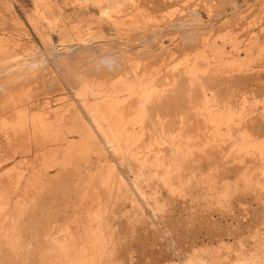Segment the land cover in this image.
Returning <instances> with one entry per match:
<instances>
[{"label":"rangeland","instance_id":"rangeland-1","mask_svg":"<svg viewBox=\"0 0 264 264\" xmlns=\"http://www.w3.org/2000/svg\"><path fill=\"white\" fill-rule=\"evenodd\" d=\"M206 41L208 67L223 61L217 62L218 70L210 67L217 70L210 74L223 82L203 81L205 91L185 85L175 98L165 91L164 104L150 109L154 119L137 142L138 154L129 153L122 161L105 146L83 106L85 100H101L108 81L123 73L90 72L95 58L112 56L127 73L137 72L130 77L160 88L173 82L167 76L177 77L172 65ZM249 42L264 44V0H0V84L5 83L0 86V264H73L85 246L88 264H264V170L257 169L256 158L235 155L227 142L215 141L212 129L191 116L203 112L199 102L204 94L212 103L245 98L253 106L258 101L254 108L261 112L264 63L259 48L254 52L262 61L249 73L257 80L228 66L233 56L243 57ZM90 82L105 90L92 84L94 90ZM100 90L101 95L94 94ZM65 107L81 113L83 121L76 126L87 127L91 145L81 144L83 131L70 134L69 123L56 121L53 112ZM20 113L27 114L28 129L29 118H44L58 140L39 147L31 137L27 144L15 125ZM154 129L170 132L151 140ZM143 147L153 149L144 171L133 158ZM112 175L125 185L121 191L112 193L106 183ZM68 235L76 246L64 253L55 241Z\"/></svg>","mask_w":264,"mask_h":264},{"label":"bare ground","instance_id":"bare-ground-1","mask_svg":"<svg viewBox=\"0 0 264 264\" xmlns=\"http://www.w3.org/2000/svg\"><path fill=\"white\" fill-rule=\"evenodd\" d=\"M219 1V0H217ZM205 3L209 2V0H204ZM228 2V1H227ZM234 4V3H233ZM220 6V5H219ZM210 7V6H208ZM194 13V11H192ZM258 20H255L253 22V24H255V22H257ZM257 24V23H256ZM262 25V24H261ZM258 36V35H257ZM255 37V36H254ZM258 38V37H257ZM228 39V38H227ZM234 40V39H233ZM254 40V39H253ZM208 41H206V43L203 45V46H200L198 48V50H196V52L193 53L192 56L190 55H184L178 62V65L181 66V68H179L180 66L176 65V63L174 65H172V70L177 72V77H175V73L174 75H172L170 77V79L168 78L167 76V80H173V82H170V83H167L165 85H159V87H154L151 83L153 82H150L147 84L148 87L144 86L142 83H141V79L139 80L138 78H132V76L130 77L129 74H134V73H137L135 72L134 70L130 73H127V68H125L123 65L124 63H121V61H116V58L112 57L111 56V60H108L106 59V56L108 55H101V57L99 58H95L94 60V64H93V67L91 68L90 72L92 70L94 71H99V69L101 68H104L106 70H109V71H112L113 74H117L118 73H121V76L120 74L118 75H115L113 77L112 80L108 81L109 83H106L108 84L105 85V81L103 84V80L100 81L102 82L101 84H103V86H107L109 87V90H108V94L107 91H105L104 95L102 96L101 100H94L95 102L94 103H90V102H87L86 100L83 101V106L85 107V110L87 111V116H88V120L89 122H91L93 125H94V128L96 129L95 131H98V133L102 136V138H104V143H105V146L111 151L113 152L115 155L117 156H120L121 160L122 161H125L127 160V155L129 153H137L139 150V145L137 144V142H139V138H142L144 137L145 135H147L146 133L149 132V128L151 126H149L148 122H152L154 118H152V114H149L153 111V108L152 110L150 111L151 107L153 106H160L162 104H164V99L162 101V97L163 95H165V91H169L170 95L172 97H176V94H177V91H181V88L184 87L185 85L189 88V87H198L199 89H202V87L204 88V86L206 84H204L203 81H206V80H215L217 82L219 81H222L224 79H219L218 75H213V74H210L212 73L213 71H215V68H217L218 70V67L216 64L220 63L219 61H222V60H219L217 62H215L216 64L213 63V65L216 67L213 68L214 70L211 71L210 70V67L212 69V66L208 67V63H209V57L208 55L206 54V48L208 46L207 44ZM258 41L255 40V43H257ZM200 43V42H199ZM234 43V42H232ZM250 43V42H249ZM235 45V44H233ZM253 43H250L249 45H245V48L243 49L244 51V55L243 57H239V55L237 56H233L230 60H228V66H231L230 68H232L231 70L234 72V71H237L239 74L240 72L241 73H248L247 77H250V79L252 80H255L256 79V75H254L253 73L251 75H249L250 72H252L253 70H257L255 67V64L257 63L256 61H262L263 60V63H264V44H257L255 47H258L259 48V52H258V56H261L263 57L262 60H258L259 58H257L256 56V53L254 52V46H252ZM225 46V45H224ZM239 48V47H238ZM209 49V48H208ZM233 49V48H232ZM240 49V48H239ZM219 50V49H217ZM206 51V52H205ZM223 50H219L217 51V54L219 55H223V53L221 52ZM233 51V50H232ZM191 52V51H190ZM213 52V51H212ZM224 52L225 49H224ZM257 52V51H256ZM208 53V52H207ZM211 53V52H210ZM239 53V52H238ZM226 54V53H225ZM212 55V54H211ZM215 56V55H214ZM220 57V56H219ZM231 56H229L230 58ZM211 58V57H210ZM224 58V57H222ZM212 59V58H211ZM227 59V58H226ZM209 60V61H208ZM224 60V59H223ZM223 62V61H222ZM207 65H205V64ZM211 63V62H210ZM212 64V63H211ZM205 65V66H204ZM227 66V65H226ZM220 67V65H219ZM262 67V66H261ZM108 68V69H107ZM229 68V69H230ZM227 69V68H225ZM114 70H117L116 72H114ZM216 70V71H217ZM221 70V69H219ZM263 70V69H262ZM120 71V72H119ZM215 71V72H216ZM226 71V70H223V72ZM228 71V70H227ZM240 71V72H239ZM222 72V73H223ZM230 72V71H229ZM260 72V71H258ZM227 73V72H226ZM231 73V72H230ZM112 74V73H111ZM110 74V75H111ZM218 74H219V71H218ZM235 74V73H234ZM139 75V74H137ZM230 75V74H229ZM242 75V74H241ZM245 75V74H244ZM245 75V76H246ZM263 75V74H262ZM108 76V75H107ZM107 76H106V80L107 79ZM120 76V77H119ZM136 76V75H135ZM223 76V75H222ZM243 76V75H242ZM240 76V78L242 77ZM260 76V75H259ZM112 77V76H111ZM138 77V76H137ZM149 77V76H148ZM224 77V76H223ZM228 77V76H225V78ZM235 77V76H234ZM232 77V80L234 81V79L236 77H238L236 75V77L234 78ZM244 77V76H243ZM242 77V78H243ZM104 78V77H103ZM109 78V77H108ZM154 78V77H153ZM162 78V77H161ZM234 78V79H233ZM239 78V77H238ZM259 78V77H257ZM143 80V78H142ZM145 80V79H144ZM151 80V79H150ZM157 80V79H156ZM231 80V79H230ZM239 80V79H238ZM243 80V79H242ZM247 80V78L245 79ZM257 80V79H256ZM51 81V80H50ZM147 81H149L147 79ZM154 81V80H152ZM232 81V82H233ZM236 81V80H235ZM240 81V80H239ZM249 81V80H248ZM99 82V83H100ZM189 82V84H188ZM214 82V81H213ZM89 82H84V84H86ZM91 83V82H90ZM96 82H92L91 83V87H92V84L95 85ZM98 83V82H97ZM221 83V82H220ZM225 84L228 83V80L226 82H224ZM223 83V84H224ZM255 83V82H254ZM3 85L5 83H2ZM0 84V86L2 85ZM10 84V82H9ZM87 84V86H88ZM154 84V83H153ZM204 84V85H203ZM233 84V83H231ZM230 84V85H231ZM251 84V83H250ZM8 85V83H7ZM99 85V84H98ZM98 85H95V86H98ZM156 85H158L156 83ZM155 85V86H156ZM221 84H216L217 87H221L219 86ZM229 85V86H230ZM236 86H238V83L236 84ZM240 85V84H239ZM82 86H84L82 84ZM94 86V88H95ZM101 87V85H99ZM102 86V87H103ZM185 86V87H186ZM226 88H230V87H227L228 84L225 85ZM234 86V85H233ZM250 86V85H249ZM257 86V85H256ZM90 87V85L88 86ZM99 87V88H100ZM101 87V88H102ZM171 87V88H170ZM186 87V88H187ZM214 87V86H213ZM224 87V86H223ZM222 87V88H223ZM87 88V87H85ZM93 88V87H92ZM93 88V89H94ZM100 88V89H101ZM168 88V89H167ZM206 88V87H205ZM205 88H204V91H205ZM208 88V87H207ZM221 88V89H222ZM231 88H233L231 86ZM235 88V86H234ZM1 89V87H0ZM103 89V88H102ZM101 89V90H102ZM196 89V88H195ZM215 89V88H214ZM84 90V89H82ZM91 90V89H90ZM96 90V88L94 89ZM93 90V91H94ZM98 90V88H97ZM101 90L98 91V92H95L94 94L95 95H101ZM105 88L102 90L104 91ZM107 90V89H106ZM193 90V88H192ZM226 90V89H225ZM229 90V89H228ZM92 91V90H91ZM178 91V92H179ZM217 91V90H216ZM209 92V91H208ZM213 92V91H212ZM211 93V95L213 96L215 93L213 92ZM229 92V91H228ZM167 93V92H166ZM206 93V92H205ZM231 93V92H230ZM233 93V92H232ZM231 93V94H232ZM92 94V93H91ZM180 94V92H179ZM220 94V93H219ZM86 95V93L84 94ZM156 95V97L154 96ZM229 95V94H228ZM227 95V96H228ZM233 95V94H232ZM90 96V95H89ZM169 96V95H168ZM170 96V97H171ZM203 98L200 99V102H199V106L201 107V109H204L203 112H197V113H193V119L200 123V125H202L204 127V129H206L207 131H211L214 133V136L216 139H214L215 141L219 140V141H222L221 144H227V146L229 148H231V151L233 154L235 155H240V156H252L254 158H256L258 161H259V164H258V167L257 169L263 171L264 170V106L263 108L261 109V112H258V108L256 109V107L254 108V105H257L258 104V101H254V105L251 106L250 103H248L249 101L246 100L245 98H242V101L239 102V100H227L225 99L226 101H221L220 102V98L218 96V102H214L212 103V101L208 100L207 97L205 96V94L202 96ZM214 97H217V96H214ZM223 97V95H222ZM221 97V98H222ZM230 97V96H228ZM227 97V98H228ZM92 98V97H91ZM210 98V97H208ZM212 98V97H211ZM210 98V99H211ZM224 98V97H223ZM231 98V97H230ZM167 99V98H166ZM165 99V100H166ZM173 99V98H172ZM241 99V97H240ZM18 100V99H17ZM25 100V99H24ZM171 100V99H170ZM199 100V99H198ZM212 100V99H211ZM217 100V99H216ZM168 101V100H167ZM174 101V100H173ZM172 101V102H173ZM197 101V100H196ZM19 102V101H18ZM92 102V101H91ZM194 102V101H193ZM15 104V103H14ZM24 104V103H23ZM26 104V103H25ZM47 104V103H46ZM171 104V103H170ZM222 104V105H220ZM238 104L239 107H237L236 105ZM21 105V104H20ZM68 106V105H67ZM49 107V106H48ZM19 108V106H18ZM26 108V106L24 107ZM51 108V107H50ZM17 109V108H16ZM30 109V108H29ZM32 109V108H31ZM48 109V108H47ZM46 109V110H47ZM61 110H57L55 112H53V115H54V118L56 119V121H65L67 123L70 124L69 126V130H68V133L70 132V134L72 133H78V132H81L83 131L84 132V136L81 138V144L84 145V147L92 141V134L89 132V130H85L84 127L83 128H78L79 126H76V123L78 121H83V117H81V113L78 112V111H75L74 109H71V108H60ZM200 109V108H199ZM45 110V111H46ZM81 110V109H80ZM5 111V110H4ZM14 111V110H13ZM11 111V112H13ZM32 111V110H31ZM37 111V110H36ZM40 111V110H39ZM38 111V112H39ZM44 111V112H45ZM17 112V111H15ZM14 112V113H15ZM20 112V110H19ZM35 112V110H34ZM37 112V113H38ZM43 112V111H42ZM47 112V111H46ZM44 113V114H47V113ZM52 112V111H51ZM8 113V112H7ZM13 113V114H14ZM49 113V112H48ZM153 113V112H152ZM12 114V115H13ZM17 113H15L14 115H16ZM50 114V113H49ZM52 114V113H51ZM50 114V116H51ZM13 115V116H14ZM52 115V117H53ZM9 116V115H8ZM11 116V114H10ZM12 118H16L13 117ZM190 116V115H189ZM7 117V116H6ZM50 117V118H52ZM155 117V116H154ZM10 118V117H9ZM169 118V117H168ZM5 119V118H4ZM30 121L32 122V128L31 129H28V125H27V120H28V116L26 113H20V116H17V120H16V129H18V131L20 132L19 135H24V139H25V142L28 144V142L30 141L29 139L31 137H33L34 141L35 142V145H38L39 147H41V143L43 144V141L45 140H58V135L57 133H53L51 131V128L50 130L48 129V125L45 124L46 120L43 118H41L40 116H33L31 118H29ZM47 119V118H46ZM49 119V118H48ZM2 120V119H1ZM11 120V119H10ZM9 120V121H10ZM51 120V119H49ZM53 120V118H52ZM183 120H186L183 118ZM183 120L180 122L183 124ZM192 120V119H191ZM190 120V121H191ZM8 121V120H7ZM187 121V120H186ZM15 122V120H14ZM13 122V123H14ZM30 122V123H31ZM54 122V121H53ZM52 122V123H53ZM12 123V124H13ZM58 123V122H57ZM185 123V122H184ZM189 123V122H187ZM194 123V121H193ZM10 124V123H9ZM147 124L149 127H147ZM161 124V123H160ZM178 124V122H177ZM135 125H139L140 126V130L139 132H136L135 131ZM151 125V124H150ZM156 125V124H155ZM193 125V124H192ZM200 125L198 128H200ZM1 126V125H0ZM160 126V125H159ZM158 126V127H159ZM185 126H188V125H185ZM194 126V125H193ZM6 127V126H5ZM156 127V126H155ZM157 127V128H158ZM189 127V126H188ZM197 129V126H194V129ZM203 127L200 129V131L203 129ZM4 128V127H3ZM78 128V129H77ZM187 128V127H185ZM192 128V127H191ZM13 129V127H12ZM193 129V128H192ZM1 130V128H0ZM3 130V129H2ZM7 130V129H6ZM10 130V129H9ZM199 130V129H198ZM16 131V130H15ZM17 131V132H18ZM189 131V130H188ZM196 131V130H195ZM7 133V131H5ZM9 132V131H8ZM13 132V131H12ZM170 132V131H169ZM168 132V133H169ZM175 132V130L173 131ZM2 133V132H1ZM11 133V132H9ZM67 133V132H66ZM165 132V130L161 129V131H158L156 129L153 130V132L151 133V140H153V138H158L157 136L159 135H163L165 136L166 134H168ZM187 133V132H186ZM189 133V132H188ZM4 134V133H3ZM171 134V133H170ZM193 134V133H192ZM206 134V133H205ZM1 135V134H0ZM5 135V134H4ZM8 135V134H7ZM69 135V134H68ZM75 135V134H74ZM169 135V134H168ZM197 135V134H196ZM201 135V133H200ZM199 135V136H200ZM6 136V135H5ZM18 136V135H17ZM63 137V134L61 135ZM60 136V137H61ZM203 136V135H202ZM4 137V136H2ZM10 137V136H9ZM14 137V135H13ZM22 137V136H21ZM19 137V139L21 138ZM61 137V138H62ZM79 137V136H78ZM98 137V136H97ZM1 138V137H0ZM6 138V137H5ZM8 138V137H7ZM18 138V137H17ZM23 138V137H22ZM161 138V137H160ZM237 138H239L237 140ZM10 140L11 137L9 138ZM22 139V140H24ZM148 139V138H147ZM2 140V139H0ZM4 140V139H3ZM150 140V142H151ZM176 140V139H175ZM203 140V139H202ZM213 140V141H214ZM7 141V139H6ZM59 141H61L59 139ZM70 141V140H69ZM142 141V140H140ZM166 141V140H165ZM177 141V140H176ZM206 141V140H205ZM209 141V140H208ZM7 143H9L7 141ZM50 143V141H49ZM53 144L55 143L52 142ZM51 143V144H52ZM63 143V142H62ZM95 143V142H94ZM154 143V142H153ZM158 143V142H157ZM156 143V144H157ZM172 143V141H171ZM174 143V141H173ZM205 143V142H204ZM3 144V143H2ZM1 144V145H2ZM6 144V142H5ZM90 144V143H89ZM141 144V142H140ZM161 144V143H160ZM33 145V144H32ZM46 145V144H45ZM48 145V144H47ZM78 145H79V142H78ZM91 145V144H90ZM132 145H137L136 147H133V150H130L131 149V146ZM152 145V144H150ZM159 145V144H158ZM80 146V145H79ZM78 146V148H80ZM141 146V145H140ZM148 146V145H147ZM174 146V145H173ZM178 146V145H177ZM56 147V146H55ZM82 147V145H81ZM92 147V146H89V148ZM153 147V146H152ZM209 147V146H208ZM217 147V146H216ZM219 147V145H218ZM217 147V148H218ZM16 148V147H15ZM174 148V147H173ZM46 149V148H45ZM50 149V148H49ZM63 149H66L63 147ZM71 149V146H68L67 147V152ZM97 149V148H96ZM175 149V148H174ZM210 149V148H208ZM224 149V148H223ZM222 149V150H223ZM47 150V149H46ZM78 150V149H77ZM91 150V149H90ZM93 150V148H92ZM101 150V149H99ZM136 150V152H134ZM214 150V149H213ZM226 150V149H225ZM65 151V150H64ZM63 151V152H64ZM76 151V149H75ZM94 151H95V148H94ZM98 150H96L95 152H97ZM153 151V149L149 150V148H145L143 147L142 149V154L139 156V157H133L134 160L138 163V166L137 168H139L140 170H143L144 167H145V164L148 163V152H151ZM179 151V150H178ZM100 152V151H99ZM214 152V151H213ZM219 152V151H218ZM221 152V151H220ZM91 153V151H90ZM153 153V152H152ZM177 153V152H176ZM138 154V153H137ZM209 154V152H208ZM227 154V152H226ZM73 155V154H72ZM79 155V154H77ZM83 155V153H82ZM101 155V154H100ZM151 155V154H150ZM178 155V154H177ZM216 155V154H215ZM63 156V155H62ZM87 156V155H86ZM98 156V155H97ZM129 156V155H128ZM233 156V155H232ZM72 157V156H70ZM69 157V158H70ZM75 157V156H74ZM208 157V156H207ZM214 157V156H213ZM82 158V157H81ZM85 158V157H84ZM119 158V159H120ZM160 158V157H159ZM238 157H236L237 159ZM242 158V157H241ZM48 159V158H47ZM72 159V158H71ZM158 159V158H157ZM227 159V158H226ZM69 160V159H68ZM161 160V159H160ZM231 160V159H229ZM66 161V160H65ZM204 161V160H203ZM214 161V160H213ZM171 162V161H170ZM224 162V161H223ZM152 165H154L155 163L153 162L152 160ZM160 163V162H159ZM228 163V162H227ZM46 164V163H45ZM51 164V163H50ZM53 165V164H52ZM61 165V164H60ZM162 165V164H161ZM175 165V164H174ZM64 166V164H63ZM160 166V165H159ZM169 166V165H168ZM176 166V165H175ZM55 167V166H54ZM59 167V166H58ZM57 167V168H58ZM68 167V166H67ZM171 167V166H170ZM51 168V167H49ZM63 168V167H62ZM242 168V167H241ZM46 169V168H45ZM61 169V168H60ZM214 169V168H213ZM231 169V168H230ZM252 169V168H251ZM221 170V169H220ZM144 171V170H143ZM234 171V170H233ZM257 172V171H256ZM22 173V172H21ZM218 173V172H217ZM255 173V172H254ZM243 174H246V173H243ZM255 174H258V173H255ZM260 174V173H259ZM38 175V174H37ZM253 175V173L251 174V176ZM262 176H264V174L262 173L261 174ZM21 176V175H20ZM245 176V175H244ZM247 176V175H246ZM251 176H247L248 178V182H250V178ZM36 177V176H35ZM34 177V178H35ZM255 177V176H254ZM20 179V177H18ZM22 178V177H21ZM38 178V177H37ZM36 178V179H37ZM159 178V177H158ZM10 179V178H9ZM8 179V180H9ZM32 179V178H31ZM22 180V179H21ZM28 180V178H27ZM114 180V182H113ZM159 180V179H158ZM253 180V176H252V179ZM7 181V180H6ZM10 181V180H9ZM8 181V182H9ZM30 181V180H29ZM29 181H27L29 183ZM106 183L107 184H110L111 183V186H112V193L115 192V191H121L122 188L125 186L122 181L117 178V176H114L112 175L111 178H107L106 180ZM6 182V183H8ZM13 182V181H12ZM26 183V182H25ZM27 183V184H28ZM21 184V183H20ZM19 184V185H20ZM4 185H5V182H4ZM8 185V184H6ZM12 185V184H11ZM10 185V186H11ZM24 185V184H23ZM37 185V183H36ZM21 186V185H20ZM29 186V184H28ZM26 186V187H28ZM32 186V185H31ZM25 187V189H26ZM31 188V187H30ZM34 188V187H33ZM3 189V188H2ZM1 192V191H0ZM5 192V191H3ZM11 194V193H10ZM32 195V194H31ZM5 196V195H4ZM6 198V197H4ZM30 198V197H29ZM262 199V198H261ZM18 207V206H17ZM5 210V209H4ZM1 212V211H0ZM5 216V215H4ZM87 216V215H86ZM88 218V216H87ZM96 218V217H95ZM93 220V219H92ZM2 221V220H0ZM12 221V220H11ZM94 221L96 222V220L94 219ZM92 223V222H91ZM90 223V224H91ZM90 224H89V227H90ZM95 226H92V228H94ZM96 228V227H95ZM74 229V228H73ZM72 229V231H73ZM86 229V228H85ZM97 229V228H96ZM63 230V229H61ZM76 230V229H75ZM87 230V229H86ZM78 231V230H76ZM85 231V230H84ZM83 231V233H85ZM88 231H89V228H88ZM18 234V233H17ZM72 234V233H71ZM96 234V233H95ZM98 234V233H97ZM73 235H74V232H73ZM73 235H68L67 237H64V239L60 242H56L57 244V248H59L60 251L66 253L68 252L69 250H72L75 248L76 246V241H75V237ZM77 236V235H76ZM80 236V235H79ZM82 236V235H81ZM85 236V235H84ZM91 236V235H90ZM93 237V236H92ZM97 237V236H96ZM78 239V237H77ZM83 241H84V238H82ZM86 239V238H85ZM93 239V238H92ZM98 239V238H97ZM82 241V240H81ZM82 241V242H83ZM91 241V240H90ZM94 241V239L92 240ZM104 241V240H103ZM81 242V243H82ZM86 243V241H85ZM88 243V241H87ZM92 244V243H91ZM15 245V243H14ZM90 245V244H88ZM96 246V245H95ZM85 247H83L82 249V258L80 260H76L73 264H88L89 262H86L85 260V257L84 256V253H85ZM88 248V247H87ZM86 248V249H87ZM88 250V249H87ZM89 253V252H88ZM68 254V253H67ZM71 258V257H70ZM262 258V257H261ZM255 260V259H254ZM257 260V259H256ZM259 260V259H258ZM257 260V261H258ZM93 261V260H92ZM255 261V262H257ZM261 261V260H260ZM71 262V260H70ZM254 262V263H255ZM263 264V262H261ZM253 264V263H252ZM260 264V263H258Z\"/></svg>","mask_w":264,"mask_h":264}]
</instances>
